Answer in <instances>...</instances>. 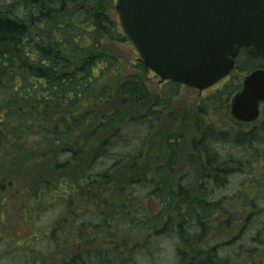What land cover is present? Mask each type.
<instances>
[{
  "label": "trees",
  "instance_id": "obj_1",
  "mask_svg": "<svg viewBox=\"0 0 264 264\" xmlns=\"http://www.w3.org/2000/svg\"><path fill=\"white\" fill-rule=\"evenodd\" d=\"M0 3V145H3L4 153L9 152L20 164L51 160L50 167L54 172L62 168L70 170L60 177V183L54 176L49 179L38 176L31 180L27 189L35 197L46 192L60 195V204L67 209V215L55 222L53 232L67 223L71 229L60 242L56 240L60 252L56 254V261L52 259V264H123L128 258L121 254L122 259L118 262L115 255L119 259L118 235L123 230V237L126 225L122 228L116 226L113 235L116 242L108 243L106 252L87 246L93 236L105 239V233H94L100 228L107 232L106 235L112 233L111 226L118 220L114 217L123 215L130 217L128 221L147 226H151L154 219L161 222L162 218L163 229H174L169 225L173 224L174 216L179 220L178 228L184 229L182 222L200 225L201 235L194 239L191 235L182 241L192 249L191 254L184 255L183 264H264V253L255 258L253 250H247L245 255H251L250 263L243 256L229 262L219 255V247H204L207 227L202 223V219L216 216L217 210L221 209L225 213V225L239 221L242 230L250 225L254 230L252 238L261 245L258 236L264 234V220L262 226L255 220L260 210L254 205V197L244 191L235 192L240 206V210L235 211L207 200L209 186L223 185L229 172L224 166L227 161L209 150L208 140L219 145L242 146L252 151L256 158L264 157V118L259 124L261 128L253 126L242 133L219 127L214 130L210 124L206 125L200 133L199 146H196L198 156L192 153L193 158H189L196 161L201 170L197 181L201 187L200 196L194 193V189L179 184L174 189L158 181L153 176L155 172H151L152 165L148 171L142 170L138 159H146L143 152L146 137L139 138L138 145L134 143L129 155L112 157L109 167L95 168L91 172L89 164L83 173L79 172L76 166L84 156L92 155V164L103 156L106 158L109 146L118 136L117 131H108L119 127L117 115H112L118 113L115 110L111 114L93 113L91 98L99 80L108 74L116 76L123 72L122 63L107 51L110 44L129 42L114 10L115 0H0ZM235 60L237 71H245L252 62L255 63L251 70L264 69V58L251 57L245 47L238 49ZM138 61L133 65L131 77L121 79L116 88L120 95L142 103L150 96L146 83L149 70ZM102 92L105 100L112 94L107 89ZM151 103L148 112L154 115L163 112L161 100L156 97ZM261 108L264 113V103ZM137 122L134 117L123 127L127 124L128 129L134 126L143 131ZM255 182L259 188H264V176ZM57 184L64 186L61 192ZM149 200H158L161 212L149 214ZM78 204L92 206L87 212L102 221L89 227L91 221L82 220L81 211L74 210ZM169 208L173 214L167 213ZM237 213L240 217L235 219ZM88 227L90 229H86ZM71 239L75 242L68 245ZM81 246L88 250L84 255L73 251Z\"/></svg>",
  "mask_w": 264,
  "mask_h": 264
},
{
  "label": "rangeland",
  "instance_id": "obj_2",
  "mask_svg": "<svg viewBox=\"0 0 264 264\" xmlns=\"http://www.w3.org/2000/svg\"><path fill=\"white\" fill-rule=\"evenodd\" d=\"M107 51L122 63L123 72L116 76L108 74L98 81L93 97H91L92 107L93 113L99 111L101 114H111L114 110L118 113L112 115H117L116 120L120 121L119 127L108 130L109 132L117 131L118 136H115L113 144L109 146V149L107 148L109 155L107 154L106 158L103 156V158L94 161L95 164H92L90 160L93 156H84L82 161L78 162L76 169L78 168L79 172L83 173L89 164L92 167L91 172H94L95 168L109 167L113 161L112 157L117 154L129 155V150L134 147V143L137 142L138 145L141 141L139 138L146 137L143 149L146 159L143 161L142 158L138 159L141 162L142 170L148 171L152 165L153 171L151 170V172H155L153 176L158 181L164 182L174 189L178 184L194 189V193L200 196L201 187L198 186L197 181L201 170L197 167L196 161L191 160V162L189 158L192 153L197 155L196 146H199L197 143L200 140V133L206 125L210 124V128L214 130L219 127L231 131L237 130L240 133L250 130L251 127L254 128L253 126L261 128L259 124L264 118L262 108L258 118L251 123L237 122L229 113L231 96L238 89L246 72L254 68L255 62L245 68V71L235 69L229 80L219 82L214 87L205 90L200 96L179 85L159 83L149 73L146 83L150 96L146 101L136 103L120 95L116 88L121 79L131 77L133 65L139 62L135 48L129 42L116 43L110 44ZM104 89L112 93L110 98H107L108 100H105L102 92ZM156 97L158 101L161 100L164 108L159 115L148 112L153 98ZM197 101H203V103L196 106ZM82 104L85 105V102L83 101ZM134 117L138 119L137 123H139L140 129L147 130L146 132H140L134 126L132 129H128L127 124L123 127L125 123L130 124ZM208 143L209 150L217 152L222 156V159L227 161L224 166L229 168V172L223 185L209 186L207 200L217 202V206L221 204L222 207L231 211L240 210L239 197L237 198L235 192L244 191L254 197V205L258 206L260 210L256 216L254 215L255 220L262 226L264 188H259L255 180L264 176V157L256 158L252 151L242 146L228 143L219 145L211 143L209 140ZM150 152L151 155H149ZM20 163L9 152L4 153L3 145H0V264H52L53 261H56V254L60 252L58 241L60 242V239H63L61 237L71 229L67 223L53 232V228L57 225L55 222L67 215V209H64L60 204V195L46 192L35 197L27 189L31 180L38 176L47 179L54 176L59 178L60 183V177L70 173V170L62 168L60 171L54 172V168L50 167L51 160L32 161L29 164ZM57 185V189L61 192L64 186ZM128 190L129 188L126 189V191ZM134 190H137V187ZM206 190L208 191L207 187ZM159 205L158 200H149L147 202L149 214L161 212ZM196 206L198 208L199 203ZM77 207L74 210L81 211V219L91 221L88 224L89 227L92 228L98 221H102V218L87 212V208L91 210L92 206L78 204ZM167 213L173 214L172 208L167 209ZM237 217H240L239 213L235 214V219ZM114 218L118 220L111 226L112 233L106 235L107 232L100 228L98 234L94 233L96 235L105 233V237H103L105 239L93 236L87 246L92 250L101 249L106 252L108 249L106 245L116 242L113 239L116 226L122 228L126 225L124 238L122 237L123 230L118 235L121 248L119 259L117 254L115 255L118 262L122 259L121 254L128 258L123 264H183L184 255L191 254L192 249L182 241L189 239L191 235L194 239L202 234L200 225L193 226L189 222L181 223L184 229L178 228L179 220L176 216L172 218L173 224L169 223L171 227H174L173 230L172 228H162V218H160L161 222L154 219L151 226L135 224L128 221L130 217L125 215ZM205 219L209 221L202 219V223L207 227L203 246L219 247L217 249L219 255L223 258L226 257L229 262L243 256L246 258L245 261L250 263L248 260L251 255H245L247 250H253L255 258H259L264 253V234L258 236L261 245L256 243L252 238L254 230L250 225L245 230H242L239 221L236 224L230 222L225 225V213L221 209L217 210L216 216ZM89 227L86 229H90ZM114 227L115 229H113ZM74 242L75 239H71L68 245H72ZM73 251L84 255L88 250L81 246ZM73 251L71 250L70 253ZM254 264L257 263L254 262Z\"/></svg>",
  "mask_w": 264,
  "mask_h": 264
},
{
  "label": "water",
  "instance_id": "obj_3",
  "mask_svg": "<svg viewBox=\"0 0 264 264\" xmlns=\"http://www.w3.org/2000/svg\"><path fill=\"white\" fill-rule=\"evenodd\" d=\"M114 9L140 61L161 80L203 90L235 66L238 47L264 58V0H116ZM264 102V69L249 72L230 115L250 122Z\"/></svg>",
  "mask_w": 264,
  "mask_h": 264
},
{
  "label": "flooded vegetation",
  "instance_id": "obj_4",
  "mask_svg": "<svg viewBox=\"0 0 264 264\" xmlns=\"http://www.w3.org/2000/svg\"><path fill=\"white\" fill-rule=\"evenodd\" d=\"M245 50H246V52H247V49L245 48ZM237 53H238V51H237ZM235 66H236V60H235ZM229 78H230V75L229 76H227L226 78H224V79H222L220 82H224V81H226L227 79L229 80ZM158 80V79H157ZM158 82L159 83H162V84H164V83H167V84H169V82L168 81H160V80H158ZM219 83V82H218ZM178 84V83H177ZM180 87L182 86L183 88H186L187 90H190V92H194V93H196L198 96H200L201 95V93H203L205 90H207V89H205V90H202V91H198V90H195V89H193V88H189V87H187V86H184V85H182V84H178ZM240 86H241V84H240ZM212 87H214V86H212ZM212 87H210V88H212ZM210 88H208V89H210ZM200 99H202V98H200ZM203 103V101H197V104H196V106H200V104H202ZM1 238V237H0ZM12 240V239H11Z\"/></svg>",
  "mask_w": 264,
  "mask_h": 264
}]
</instances>
